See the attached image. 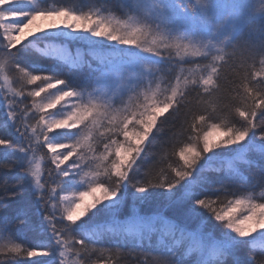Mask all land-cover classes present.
<instances>
[{"label":"snow or ice","instance_id":"snow-or-ice-1","mask_svg":"<svg viewBox=\"0 0 264 264\" xmlns=\"http://www.w3.org/2000/svg\"><path fill=\"white\" fill-rule=\"evenodd\" d=\"M124 7L120 19L103 5L0 0V126L11 133L0 135V168L18 170L19 189L5 184L0 201L26 184L47 233L16 242L0 214V264H119L145 245L159 249L155 264H264V0ZM249 26H259L260 44L224 100L228 50ZM37 56L51 73L24 63ZM170 117L179 131L173 120L155 155L154 133ZM245 167L261 172L247 176ZM27 217L17 210L21 223ZM244 248L261 258L243 259Z\"/></svg>","mask_w":264,"mask_h":264},{"label":"trees","instance_id":"trees-1","mask_svg":"<svg viewBox=\"0 0 264 264\" xmlns=\"http://www.w3.org/2000/svg\"><path fill=\"white\" fill-rule=\"evenodd\" d=\"M46 4L51 7L57 6H69L76 7L87 11L90 7H98L105 6L106 11L103 13L104 15H113L117 18L124 19L126 15L129 14L126 7V4L130 2V0H45ZM183 3L186 5H193L195 0H183ZM242 42V41H241ZM240 42V43H241ZM237 45V49L228 51L234 54L228 57V64L225 66L223 72L221 73L220 83V92L218 95L222 97L224 100H227L231 95H234L232 89L234 87L233 81L237 79V72H241L243 67L252 63V60L249 59L250 51L253 45L258 46L257 44L247 46H242L241 49ZM70 47L75 50L77 47H83L82 45H70ZM134 49L132 52L128 53L127 60L129 63H133L135 61ZM24 63L29 66L30 69L33 70L34 74H48L51 73L52 65L46 59L40 57H25ZM165 65L168 63L167 61L163 62ZM145 67H151V65H146ZM256 67L259 68V65L256 64ZM174 76V72H168L165 76L161 77L157 82H160L162 79H170ZM80 77H77L79 79ZM39 83V81L37 82ZM34 87V86H33ZM59 87V86H58ZM193 97H189V99H193ZM164 118L161 117V120ZM173 120L176 121V128L174 129L176 132L179 131L180 119L175 117H170L169 120L163 125V131L161 134H155L156 139L152 141L150 145V150L153 154L159 155L162 152L161 141L162 136L171 135L170 129H173ZM2 112H0V124H2ZM10 130H7L0 126V135H10ZM171 150V146H169V151ZM3 158V150L0 149V159ZM229 159L228 156H224L222 158L223 161H227ZM253 160L258 161V156H253ZM152 160V156L145 157V164L149 163ZM217 162H213V167L216 166ZM243 174L247 176H258L261 172L259 167L247 168L245 167L243 170ZM17 169L7 170L0 168V194L3 192V186H7L9 192L18 191L13 187L17 181ZM7 204V207H0V214L7 215L11 220V229L12 233L16 237V242H23L25 245H34L37 242L43 241L47 237V233H41V224L42 217L36 211V207L34 204V197L31 195L29 187L25 184L23 186V190L20 196L16 199H9L7 201H0V204ZM131 203V201H129ZM20 208H26L28 210V217L25 223H21L20 220L16 218L17 210ZM150 210V209H149ZM129 209L125 208L122 211V217L126 218L128 216ZM171 215V213H169ZM108 221H105V226H107ZM212 223H218L213 221ZM208 224L207 220H202L199 223L198 231H203L205 225ZM159 249L157 247L148 248L145 245V249L143 251H138L135 253L123 252L117 259L119 260V264H155V257L158 255ZM241 257L247 260L250 256L254 255L257 260L261 258V253L256 251L254 254L251 253L247 248L241 250ZM20 259H27L25 257H20ZM46 259V258H43Z\"/></svg>","mask_w":264,"mask_h":264},{"label":"rangeland","instance_id":"rangeland-1","mask_svg":"<svg viewBox=\"0 0 264 264\" xmlns=\"http://www.w3.org/2000/svg\"><path fill=\"white\" fill-rule=\"evenodd\" d=\"M261 38H262L261 37V31L259 29V26H249L243 30L241 38L238 42V45L242 44L241 46H239L241 49H243L242 46H247L249 43H250V45L257 44L259 46ZM257 64H258V62H257ZM136 71H139L138 66L136 67ZM121 79H123V76L121 77Z\"/></svg>","mask_w":264,"mask_h":264}]
</instances>
